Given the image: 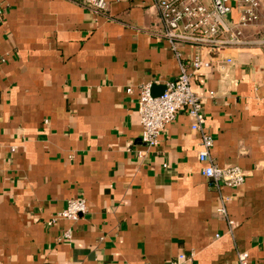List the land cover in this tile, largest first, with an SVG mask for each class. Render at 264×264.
<instances>
[{
    "label": "crops",
    "instance_id": "1",
    "mask_svg": "<svg viewBox=\"0 0 264 264\" xmlns=\"http://www.w3.org/2000/svg\"><path fill=\"white\" fill-rule=\"evenodd\" d=\"M108 2L101 14L0 0V264H169L181 252L187 264H238L240 250L264 264V9L243 29L254 42L224 47L216 56L232 62L194 81L212 156L246 174L232 188L203 174L186 113L156 146L142 142L139 88L160 94L180 64L156 0ZM181 49L186 62L200 50ZM72 197L88 212L51 221Z\"/></svg>",
    "mask_w": 264,
    "mask_h": 264
},
{
    "label": "built area",
    "instance_id": "2",
    "mask_svg": "<svg viewBox=\"0 0 264 264\" xmlns=\"http://www.w3.org/2000/svg\"><path fill=\"white\" fill-rule=\"evenodd\" d=\"M72 1L96 13L104 14L109 10L108 0ZM235 5L240 11L237 22L228 18ZM156 7L162 25L160 36L168 42L174 57L179 61L180 73L175 79L166 81L164 90L158 95L153 94L151 83L140 86L138 113L142 125L141 140L147 146H156L168 125L179 113L184 112L191 121V129L200 133L202 147L198 158L203 164V174L217 185L237 188L245 182L246 174L237 165L221 166L212 156L214 137L204 126V100L194 81L198 74H212L232 62L231 58L222 60L216 56L224 47L245 46L254 42L244 36L243 29L258 20L260 9H264V0H156ZM3 14L0 6V23ZM183 45L200 49L189 62L183 60ZM203 51L207 52L208 58L202 55ZM4 60L0 57V62ZM127 91L131 92L132 87H128ZM214 94L212 90L209 92L210 97ZM88 210L85 198L72 197L51 221L58 218L76 221ZM220 212L226 215L231 231L234 220L228 215L226 200ZM71 237V230H66L62 236L63 239ZM190 257L192 256L181 252L169 264H187ZM237 259L238 264H249L250 254L246 250H240Z\"/></svg>",
    "mask_w": 264,
    "mask_h": 264
}]
</instances>
